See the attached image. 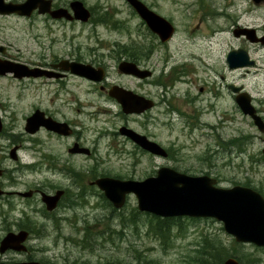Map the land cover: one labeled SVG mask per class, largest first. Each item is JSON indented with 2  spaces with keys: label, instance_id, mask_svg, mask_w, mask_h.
<instances>
[{
  "label": "rangeland",
  "instance_id": "obj_1",
  "mask_svg": "<svg viewBox=\"0 0 264 264\" xmlns=\"http://www.w3.org/2000/svg\"><path fill=\"white\" fill-rule=\"evenodd\" d=\"M70 1L54 3L68 6ZM81 1L92 13L95 10L103 15L109 10L115 16L108 22L94 23L92 19L56 20L36 12L30 18L0 14V47L5 48L7 57L25 63L56 58L94 62L107 68L109 85L147 95L157 102L156 107L149 117L126 114L118 101L73 76L65 78V88L57 93L62 83L57 79L0 75V157L5 155V147L15 143L26 145L27 160L41 159L43 154L68 157L69 162L58 169L68 167L82 177L85 186L103 175L143 179L161 166H170L195 175L209 174L225 187L250 183L264 193V133L242 112L226 87L227 83L243 86L264 118V44L252 41L245 33H235L244 27L264 34V0H142L174 23L176 33L165 42L126 0ZM125 46L135 48L130 50L154 76L139 80L118 71L116 58H129ZM239 48L246 49L255 64L230 68L227 55ZM55 95L60 98L54 99ZM36 108L76 122L77 137L93 155L67 152L76 135L61 138L44 129L27 132L26 120ZM124 127L161 143L172 156L144 151L119 132ZM237 138V144L230 143ZM36 149L42 150L36 153ZM10 170L22 179L23 187L70 184L64 175L51 174L47 163ZM20 203L23 208L16 216L28 214L40 223L36 224L39 235L31 240L30 252L50 264H137L135 247L160 264H182L206 240L228 249L237 244L244 264H264V248L236 242L221 221L211 218L184 217L174 222L170 246L164 248L165 244L144 225L139 226L140 222L139 228L127 226V221L92 191L82 198L81 205L61 209L52 219L41 212L26 211L30 206L27 201ZM135 207L137 199L132 194L124 215Z\"/></svg>",
  "mask_w": 264,
  "mask_h": 264
},
{
  "label": "water",
  "instance_id": "obj_2",
  "mask_svg": "<svg viewBox=\"0 0 264 264\" xmlns=\"http://www.w3.org/2000/svg\"><path fill=\"white\" fill-rule=\"evenodd\" d=\"M130 3L147 22L152 31L156 32L162 41L172 37L175 26L164 16L149 8L142 0H126ZM53 0H25L15 3L0 0V13H16L22 16H31L35 10L40 13L50 14L54 18L78 19L88 21L91 12L81 0H72L70 7L73 13L66 7L52 8ZM237 35L246 33L252 41L264 38L256 36L254 28H243ZM4 48L1 47L0 50ZM231 67L245 66L253 63L248 52L243 49H232L227 57ZM60 67L71 70L77 74L102 80L104 70L96 69L91 64H83L77 61L62 60ZM120 70L133 73L142 78L151 74L149 70H141L136 63L123 61ZM40 70V69H39ZM44 72L43 70H41ZM14 72L16 77L37 76L41 73L36 68H30L27 64L0 58V74ZM46 72V71H45ZM44 72V73H45ZM239 88H234L237 90ZM110 95L116 97L122 104L126 113H141L152 107L154 102L131 90L119 86H113ZM248 93L243 92L237 101L245 114H250L255 124L264 131V122L256 113V108L251 104ZM53 123V124H52ZM52 124V125H51ZM41 125L67 133L66 123H59L45 113L37 110L28 118L26 130L35 132ZM60 125H63L60 129ZM2 122L0 118V129ZM121 132L129 136L135 143L156 155L167 156L166 149L158 142L149 139L132 128L124 127ZM264 152V150H263ZM95 183L104 191L116 207H122L126 202L127 194H134L138 207L159 216H194L210 217L223 223L225 231L231 234L237 242L252 243L256 246H264V196L252 187L235 185L232 187L218 186V179L209 175H190L180 172L170 166L161 167L156 175L143 180L120 179L103 176L95 180ZM26 232L18 234L9 233L3 240L6 248L16 247L26 238ZM0 264H41L38 261ZM222 264H240L237 258L230 257Z\"/></svg>",
  "mask_w": 264,
  "mask_h": 264
},
{
  "label": "flooded vegetation",
  "instance_id": "obj_3",
  "mask_svg": "<svg viewBox=\"0 0 264 264\" xmlns=\"http://www.w3.org/2000/svg\"><path fill=\"white\" fill-rule=\"evenodd\" d=\"M12 1V0H10ZM25 0L20 1H12L15 3H21ZM264 37V35H259V37ZM261 45H263V42H259ZM0 54L2 58L8 59V60H14L19 61L17 58L14 57H7L6 50L3 49L0 51ZM70 58H56L52 59L51 62L42 60L37 63H26L32 68L38 69V72L41 73V76L38 77H23V78H17L12 72H8L5 75H13V77L17 79H24V78H32V79H43V78H51L52 80L57 79L58 81H61L60 89H57V93L60 92V90L64 89L66 84L64 83L65 78L69 76L76 77L80 80H85L91 84H94L99 90H101L103 93L108 94V88L111 86L107 83V81L104 82V87L102 84L88 79L86 77L80 76L78 74H74L71 71H64L60 67V63L62 60H68ZM118 65L121 60L134 62L140 65L144 69H149L146 66H142L140 64L141 60L137 58H128V59H119L118 57ZM70 60H76L80 61V59H70ZM86 62V61H82ZM25 63V62H24ZM91 64H94L95 66H98L94 62H90ZM117 65V66H118ZM40 69V70H39ZM46 70L54 71L53 76L49 77L47 76L48 73H44ZM151 70V69H150ZM153 71V70H152ZM154 73V72H153ZM152 73V75H153ZM51 75V74H50ZM224 78V76L222 75ZM144 82V81H143ZM233 86V87H232ZM227 90L230 91L231 96L235 101H237L238 96L243 91V86L241 85H235L232 83L226 84ZM241 87L240 89L234 90V88ZM203 89L201 88V91ZM147 96V95H146ZM111 97V96H110ZM60 98V96L55 95L54 99ZM112 98V97H111ZM114 99V98H113ZM117 101V100H116ZM37 110V109H35ZM43 111V110H42ZM152 110H148L141 114H134V115H140L149 117V114H151ZM259 112V111H258ZM34 113V111H33ZM32 113V114H33ZM44 113L47 117L52 118V120L60 122V123H68L70 127L72 128L71 134L68 132L62 133L56 129L48 128L46 125H42L36 132L41 130H47L50 133L54 134L57 137H73L76 135V137L79 135V131H77L76 122H71L69 120H64L59 118L53 113H50L47 110H44ZM28 120V119H27ZM26 120V121H27ZM53 124V123H52ZM51 124V125H52ZM63 125H60V129ZM25 130H26V123H25ZM27 131V130H26ZM259 131H261L259 129ZM28 132V131H27ZM35 132V133H36ZM262 133V132H261ZM137 145V144H136ZM138 146V145H137ZM31 148V147H30ZM28 148L26 145L22 143H15L13 146H7L5 147V155L1 156L0 160V263H20V262H29V261H38L42 264H50L47 261L40 260L39 258H36L35 255H33L30 250L32 248L31 240L36 237L35 234H38L37 225L38 223L33 217H31L28 214H25L24 216H16V212L21 211L20 208H23V205H21L20 202L27 201V203H30V206L26 207V211L34 212L35 214L37 212H41L42 215L45 217L52 219L53 214L56 215V213L63 209L69 210L72 209L75 205H81L82 198H86L88 192L92 191L94 193L95 198L100 199L104 202V205H108L112 210L115 208L114 204L110 202L106 197L104 192L98 187V185L95 183V180L99 177H96L92 180L87 182V186H85L81 179L82 177L80 175H75V173L68 169V167L60 168L58 169V166H60L62 163L67 164L68 157H64L59 155L58 158L53 157V155H41L44 156L43 158L39 159V156L35 157L34 160H27L25 158V154L28 153ZM30 150V149H29ZM36 153H38L42 149H36ZM67 152L69 154L74 155H87L94 153L93 150H88L86 147L83 146V144L80 142V138L77 137L73 141L72 146H69L67 148ZM9 162V165H6V162ZM43 163H47L48 167L50 169L51 174H62L66 178L69 179L70 184L66 186H61L59 184L53 185L51 184L49 187H44L40 183H37L33 186H22V179L14 175L12 170L8 171V168H14L15 171L21 170L23 167H29V168H37L38 166L42 165ZM9 172V174H8ZM11 174V176H10ZM10 176V177H9ZM101 177V176H100ZM94 185V186H93ZM100 190V191H99ZM260 192L262 190L260 189ZM263 193V192H262ZM264 194V193H263ZM106 201L105 200V198ZM129 197V196H128ZM117 211V210H116ZM43 216V217H44ZM42 226H44L43 223H41ZM19 231H27V235L24 241H21V243L16 244V247H2L3 246V240L5 237L11 233H18ZM82 240L84 238V233L82 231ZM258 248H264V246H258ZM259 263V262H258Z\"/></svg>",
  "mask_w": 264,
  "mask_h": 264
},
{
  "label": "trees",
  "instance_id": "obj_4",
  "mask_svg": "<svg viewBox=\"0 0 264 264\" xmlns=\"http://www.w3.org/2000/svg\"><path fill=\"white\" fill-rule=\"evenodd\" d=\"M103 15H98V13L93 12L92 15V21L94 23L98 22H108L112 20L115 16V13H112L109 10H104L102 13ZM98 16V18H95ZM125 46L124 52L127 56H130L132 58H137L130 49L132 47H127ZM137 48V47H136ZM135 49V48H132ZM239 138L237 139H232L230 143H238ZM241 150V148H240ZM169 156L171 157L172 155L169 153ZM246 185H250V183H246ZM104 197V196H103ZM105 198V197H104ZM106 200V198H105ZM107 201V200H106ZM108 202V201H107ZM118 209L114 208L113 211L118 213L122 220L127 221V226L135 225L138 226V222H140V225H144L149 233H152L153 236L156 238H159L165 246L164 248L170 246L168 243L169 240H171L172 236V229L173 227L176 226L174 222H179L180 220L183 221L184 218L182 217H160L157 215H153L151 213L147 212H142L139 211L137 207L132 209L131 214H125L123 213V210L116 211ZM192 220H198L199 218H191ZM138 226V228H139ZM138 230V229H137ZM122 236L120 235V238ZM219 242V241H218ZM233 249H228L226 246L220 244V243H213L209 244V241H205V243L201 246V248H198L196 250V254L194 256H190L189 260H185L182 264H194V261L196 262L195 264H221L224 262V260L227 257L230 256H235L238 258V260L241 262V264H244V254L243 257L240 256L237 252V244ZM134 260L137 262V264H160L159 261H157L154 258H151L149 255H146V253L143 252V250L138 249L137 247L134 248Z\"/></svg>",
  "mask_w": 264,
  "mask_h": 264
},
{
  "label": "bare ground",
  "instance_id": "obj_5",
  "mask_svg": "<svg viewBox=\"0 0 264 264\" xmlns=\"http://www.w3.org/2000/svg\"><path fill=\"white\" fill-rule=\"evenodd\" d=\"M105 197H106V196H105ZM106 198H107V197H106ZM107 199H108V198H107ZM108 200H109L110 202H112L110 199H108ZM112 203H113V202H112ZM205 218H210V217H205ZM228 258H230V257H228ZM228 258H227V259H228Z\"/></svg>",
  "mask_w": 264,
  "mask_h": 264
}]
</instances>
